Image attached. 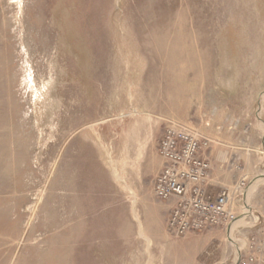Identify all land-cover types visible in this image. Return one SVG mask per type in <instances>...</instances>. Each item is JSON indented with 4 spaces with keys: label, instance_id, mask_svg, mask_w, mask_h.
Wrapping results in <instances>:
<instances>
[{
    "label": "rangeland",
    "instance_id": "1",
    "mask_svg": "<svg viewBox=\"0 0 264 264\" xmlns=\"http://www.w3.org/2000/svg\"><path fill=\"white\" fill-rule=\"evenodd\" d=\"M129 74L140 88L130 110L114 99ZM111 100L151 112L155 147L166 121L215 111L264 175V0H0V264H230L264 176L229 229L174 238L151 222L166 203L147 195L150 214L133 204L85 139Z\"/></svg>",
    "mask_w": 264,
    "mask_h": 264
},
{
    "label": "crops",
    "instance_id": "2",
    "mask_svg": "<svg viewBox=\"0 0 264 264\" xmlns=\"http://www.w3.org/2000/svg\"><path fill=\"white\" fill-rule=\"evenodd\" d=\"M125 58V71L123 70V73L126 75V73H129V67H133H128L126 64L128 65V63L134 62V58L130 56H126ZM135 63L138 64L139 61L137 60ZM132 76L134 77L132 74L126 76L131 82L130 84L127 83L128 88L124 90L126 95H123L124 93L122 91V87L119 88L118 86H115L116 90H114L116 94L114 98L115 101L117 99L125 101L126 99V102H129L127 106L125 105L128 110H130V101H137L136 94L138 93L136 92L137 89H140L139 86H137L139 82L134 81ZM117 82L118 79L115 83ZM105 103L106 104L104 106H101L104 115L97 118L102 121L94 125L90 131H87V126L96 122L97 119L86 123L83 126L86 134L85 139L87 142H91L107 155L110 164L113 167L115 178L125 183L127 190L132 196L133 204H136L137 202L140 203L144 212L150 214L151 210L148 207L149 202L146 196L151 195L154 199L156 198L153 194V189L150 194H148L150 191L148 188V182L150 179L156 177L163 168V160L159 156L158 147H155L154 143V136L157 129L155 128L153 120L150 119L151 112L149 114H145L147 110L142 109L141 115L135 117L134 115H129L126 109H124V106L123 108L121 107L119 111L108 108L109 105L113 104L112 100L108 103V105L107 102ZM138 110L139 109L136 108V112ZM202 111L203 110L195 109L194 111L188 112L185 116L189 119V124H196V126H199V131L211 141L209 149L202 152V157L207 159L211 164L210 180L205 185V191L212 197H215L223 189H229L234 192L232 209L236 212V214H238V216H242L244 214L242 208L245 207L248 189L244 192H236V186L241 180L251 183L254 179L264 175L248 171L250 166L247 168L246 163H248L249 160L246 162L245 155L239 154L236 148L233 147L232 144L238 142L240 136L231 135L227 124L216 123L215 117L218 118V115H216L217 113L215 111H203V114ZM179 114L180 113L178 111L175 112L174 117L178 119H185V117L179 118ZM213 117L214 119L212 120ZM151 153L156 154L160 161L158 167L156 168L149 164ZM145 157L146 168L151 171L149 180L146 182L147 187H143V184L139 179L141 174H143V171L139 168V166ZM239 162L240 165H237ZM238 166H241V169ZM256 183V188L248 194L250 196V203L248 207L252 210V212H256L259 216L264 214V196L262 195L263 189L259 190L260 185H264V178L254 181L253 184ZM239 197H241L242 206L236 207V200ZM164 203H166V206L165 204L163 205L165 206V209L163 208L162 213L158 212L155 214V217H153L154 220L152 219L153 221L151 220V222L156 223L158 225L157 228L162 227L166 229L168 216L166 219L164 213L167 211L170 212L175 204V200H169ZM252 216L253 214L251 216H245L243 220L250 218L251 221ZM244 228L245 227L239 226L236 231L240 233L239 229ZM228 259L230 258H226L224 260L226 261Z\"/></svg>",
    "mask_w": 264,
    "mask_h": 264
},
{
    "label": "built area",
    "instance_id": "3",
    "mask_svg": "<svg viewBox=\"0 0 264 264\" xmlns=\"http://www.w3.org/2000/svg\"><path fill=\"white\" fill-rule=\"evenodd\" d=\"M211 141L189 123L166 121L158 143L163 168L153 181V194L159 201L175 200L167 219V231L174 238L221 227L230 228L236 221L233 211L234 192L221 190L209 196L205 185L210 180L211 164L202 157ZM249 184L241 180L236 192ZM264 196V186H263ZM246 234L235 246L230 264H264V214L247 225Z\"/></svg>",
    "mask_w": 264,
    "mask_h": 264
},
{
    "label": "bare ground",
    "instance_id": "4",
    "mask_svg": "<svg viewBox=\"0 0 264 264\" xmlns=\"http://www.w3.org/2000/svg\"><path fill=\"white\" fill-rule=\"evenodd\" d=\"M17 153V152H16ZM256 186H257V183L256 184H253L251 187H250V189H249V193L248 194H250V192H252L255 188H256ZM241 223H243V219H241V220H239V221H237L235 224H234V226H233V228L236 226H238V225H240ZM235 227V228H236ZM231 237V236H230Z\"/></svg>",
    "mask_w": 264,
    "mask_h": 264
}]
</instances>
